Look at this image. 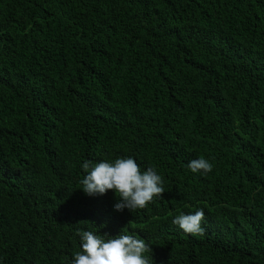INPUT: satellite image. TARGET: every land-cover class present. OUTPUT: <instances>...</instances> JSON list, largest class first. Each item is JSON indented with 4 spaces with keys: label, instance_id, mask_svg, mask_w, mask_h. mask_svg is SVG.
<instances>
[{
    "label": "trees",
    "instance_id": "trees-1",
    "mask_svg": "<svg viewBox=\"0 0 264 264\" xmlns=\"http://www.w3.org/2000/svg\"><path fill=\"white\" fill-rule=\"evenodd\" d=\"M120 157L163 196L86 195L83 162ZM200 208L204 235L172 223ZM78 230L264 264V0H0V264H72Z\"/></svg>",
    "mask_w": 264,
    "mask_h": 264
},
{
    "label": "clouds",
    "instance_id": "clouds-1",
    "mask_svg": "<svg viewBox=\"0 0 264 264\" xmlns=\"http://www.w3.org/2000/svg\"><path fill=\"white\" fill-rule=\"evenodd\" d=\"M188 167L193 173L207 174L213 170V164L203 156L191 160ZM82 168L87 174L79 181L80 188L88 196L103 195L113 190L118 197L114 205L116 211L128 209L134 213L146 208L154 198L162 197L164 193L161 175L152 167L141 172L133 157L116 158L114 162L102 160L94 165L86 160ZM204 219L205 210L200 208L194 213H180L172 223L185 234L198 237L204 235ZM77 235L82 250L74 253L72 264H151L145 256L146 252L152 251L151 246L143 239L125 234L123 230L108 239L88 230H78Z\"/></svg>",
    "mask_w": 264,
    "mask_h": 264
}]
</instances>
